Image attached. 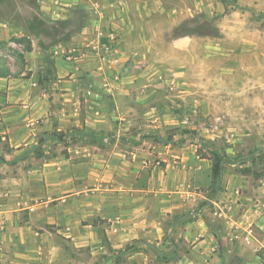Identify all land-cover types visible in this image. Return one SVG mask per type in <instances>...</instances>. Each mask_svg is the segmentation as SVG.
Segmentation results:
<instances>
[{
	"label": "rangeland",
	"instance_id": "rangeland-1",
	"mask_svg": "<svg viewBox=\"0 0 264 264\" xmlns=\"http://www.w3.org/2000/svg\"><path fill=\"white\" fill-rule=\"evenodd\" d=\"M110 1L92 42L85 13L70 28L0 1L30 35L0 40V71L38 82L51 120L27 140L0 133V264H264V0ZM212 150L228 160L218 184ZM107 207L157 219L162 237L132 238ZM194 221L210 236L201 258Z\"/></svg>",
	"mask_w": 264,
	"mask_h": 264
},
{
	"label": "crops",
	"instance_id": "crops-1",
	"mask_svg": "<svg viewBox=\"0 0 264 264\" xmlns=\"http://www.w3.org/2000/svg\"><path fill=\"white\" fill-rule=\"evenodd\" d=\"M1 1V0H0ZM7 1V0H5ZM38 6L39 12L50 16L51 19L57 20L56 22L64 24L70 27L71 23H66L68 17L72 15H77L79 13H85L88 16L87 24L81 26L80 35L82 38L89 39L92 42L91 32L94 30V23L96 24L98 13L101 16H107L108 10L107 5L109 0H33ZM112 5V0L110 1ZM94 16V17H93ZM28 26L22 23L14 22L8 19H0V40H9L16 36L17 40L14 43H22V38L27 35ZM71 28V27H70ZM86 33H90L88 36ZM86 34V35H84ZM37 38V37H36ZM76 38V37H75ZM34 40V39H33ZM80 44H84L80 42ZM89 44V43H88ZM32 49L26 51L22 48V52L25 53V58L27 61L26 69H40L44 67V63L40 58L42 53L41 50ZM64 45V46H62ZM62 49H66L69 45L62 44ZM40 54V55H39ZM38 82H29L27 79H12L9 76H0V133H7L14 127L22 128L19 133V137L22 140H27L37 131L46 129V127L51 125L50 118L46 117L47 109L44 104V95L42 92H38L37 87ZM120 208L116 211L112 208H102L101 216L103 218L112 221V226L115 227L117 223L130 226V230L133 231L132 238H143L148 239L149 236L155 235L156 239L162 237V234H157L159 231L157 229L158 220L157 219H147L142 217L140 219H134L131 216L127 218H120L117 216V220L114 218L113 213L119 212ZM117 214V213H116ZM264 218V217H263ZM262 221H260L261 223ZM193 229H190V238H193V249L191 251L194 257H203L206 254V250H200L206 240L208 241L209 235L204 231V227L200 221H194ZM264 228V223L261 224ZM156 228V229H155ZM107 234L109 238L114 241L110 236V231ZM119 235H125L123 233H118ZM188 236V234H187ZM206 236V239H202L197 242L199 238ZM125 237V236H122ZM198 238V239H196ZM125 238L117 237L115 241L118 242L117 245H122L121 241ZM197 242V243H196Z\"/></svg>",
	"mask_w": 264,
	"mask_h": 264
},
{
	"label": "trees",
	"instance_id": "trees-1",
	"mask_svg": "<svg viewBox=\"0 0 264 264\" xmlns=\"http://www.w3.org/2000/svg\"><path fill=\"white\" fill-rule=\"evenodd\" d=\"M26 36L30 38V35H26ZM26 36H24V37H26ZM31 49H32V44H31V42H29L28 47H26L25 50L26 51H30ZM45 70H48V68L46 69V68L43 67V68H40L38 70L39 83L40 84H43V79H42L41 73L43 71H45ZM6 71H7L6 69L1 70L0 71V76H7L6 75ZM90 134H92V132L86 131L84 133V135H90ZM66 137H69V136L64 135L62 137V139H65ZM71 138L73 139V136ZM158 139H159L160 142H162V141L168 142V141H172L174 139V136L171 135V137L167 138V139H163V138H161L159 136ZM40 141L43 144L44 140L41 139ZM211 159H212V178H213L212 179V183L213 184H218L221 181V178H222V175H223L224 165L228 162V160H227L225 155L221 154L220 152H218L216 150H212V158ZM192 214L197 216L198 212H194ZM182 216H184V215H182ZM173 226H174V224H173ZM99 233L105 238L106 241H109V238H108V235H107V232H106V228L99 227ZM137 243H139L138 240H136L132 244L126 245V248L124 250H122V251H131V250H134V252L139 251L138 249H136ZM155 252L157 253V255L159 257L163 258L164 253L158 252L157 250H155ZM116 255H118V254H116Z\"/></svg>",
	"mask_w": 264,
	"mask_h": 264
}]
</instances>
